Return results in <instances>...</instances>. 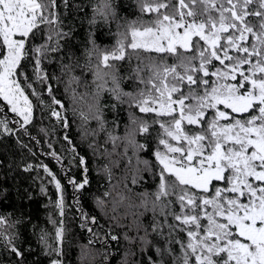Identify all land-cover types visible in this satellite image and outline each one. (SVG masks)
Segmentation results:
<instances>
[{"label":"snow or ice","instance_id":"1","mask_svg":"<svg viewBox=\"0 0 264 264\" xmlns=\"http://www.w3.org/2000/svg\"><path fill=\"white\" fill-rule=\"evenodd\" d=\"M63 3L66 7L67 0ZM57 7V0H0V97L23 125L31 122L33 107L17 79L22 61L30 52L39 54V67L40 55L58 51L59 39L69 35L60 27ZM140 10L154 18L129 25L103 53L102 63L114 68L109 61L130 59L128 49L158 54L147 64L137 56L144 67L135 71L144 88L122 92L113 76L115 87L109 89L122 103L154 114L151 123L162 130L158 143L164 150L154 152L159 184L152 230L163 236L167 228V236L165 248L156 252H167L172 264H264V0H140ZM94 12L107 21L114 14L111 0ZM42 25L49 26L50 43L29 50L26 45ZM145 70L148 75L140 76ZM132 123L139 133H149L148 121ZM0 127L10 131L6 119ZM125 138L134 148H145L134 133ZM62 205L61 200V215ZM62 236L57 227L56 238Z\"/></svg>","mask_w":264,"mask_h":264},{"label":"trees","instance_id":"2","mask_svg":"<svg viewBox=\"0 0 264 264\" xmlns=\"http://www.w3.org/2000/svg\"><path fill=\"white\" fill-rule=\"evenodd\" d=\"M103 3L67 0L65 7L57 0L60 27L69 35L59 39L58 51L40 55L39 67V54L30 52L17 77L33 104L29 124L17 120L0 97L1 116L11 132L17 130V136L0 132V217L6 218L0 224V264H150V257L172 264L167 252H156L166 246L167 228L163 236L152 230L153 194L159 184L154 152L164 150L158 143L162 130L151 123L154 114L141 113L109 91L115 87L113 76L122 92L135 94L144 88L135 71L138 65L144 67L137 56L147 64L158 54L128 49L130 59L109 61L114 68L102 63L103 53L116 46L120 33L155 14L142 13L140 0H111L114 14L105 21L94 12ZM48 30L42 25L26 47L50 43ZM139 75L146 77L147 70ZM133 118L148 121L149 133H139ZM127 133H134L145 148L129 145ZM156 219L163 221L159 209ZM57 227L63 228L61 239L56 238ZM172 248L180 254L178 245Z\"/></svg>","mask_w":264,"mask_h":264},{"label":"rangeland","instance_id":"3","mask_svg":"<svg viewBox=\"0 0 264 264\" xmlns=\"http://www.w3.org/2000/svg\"><path fill=\"white\" fill-rule=\"evenodd\" d=\"M18 79V78H17ZM25 94L27 95V93L25 92ZM28 96V95H27ZM29 97V96H28ZM29 100H30V98H29ZM31 101V100H30ZM32 103V102H31ZM10 107V106H9ZM32 107H33V104H32ZM15 114V117H16V119L18 120V119H20L22 122H23V118L22 117H20V116H18L16 113H14ZM54 117H57V116H54ZM32 118H33V111H32ZM0 119H4L2 116H1V114H0ZM8 128L10 129V131H5L2 127H0V132L1 133H10L11 132V125H8ZM11 133H13L15 136H17V130H15V129H13L12 130V132ZM61 194V193H60ZM63 202V201H62ZM62 207H63V205H62Z\"/></svg>","mask_w":264,"mask_h":264},{"label":"water","instance_id":"4","mask_svg":"<svg viewBox=\"0 0 264 264\" xmlns=\"http://www.w3.org/2000/svg\"><path fill=\"white\" fill-rule=\"evenodd\" d=\"M81 189V187H79Z\"/></svg>","mask_w":264,"mask_h":264}]
</instances>
